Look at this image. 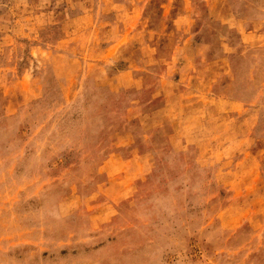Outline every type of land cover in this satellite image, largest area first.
Returning <instances> with one entry per match:
<instances>
[{
	"label": "rangeland",
	"instance_id": "rangeland-1",
	"mask_svg": "<svg viewBox=\"0 0 264 264\" xmlns=\"http://www.w3.org/2000/svg\"><path fill=\"white\" fill-rule=\"evenodd\" d=\"M0 264H264V0H0Z\"/></svg>",
	"mask_w": 264,
	"mask_h": 264
}]
</instances>
